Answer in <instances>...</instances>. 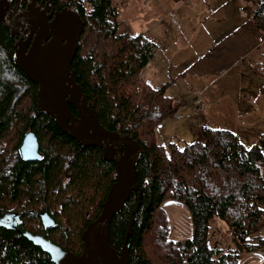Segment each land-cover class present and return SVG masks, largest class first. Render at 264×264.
<instances>
[{
    "label": "trees",
    "instance_id": "trees-1",
    "mask_svg": "<svg viewBox=\"0 0 264 264\" xmlns=\"http://www.w3.org/2000/svg\"><path fill=\"white\" fill-rule=\"evenodd\" d=\"M42 1L55 12L66 9L81 17L84 31L71 64L77 84L104 129L140 145L137 190L111 221L110 246L121 251L139 204L127 241L128 264H240L244 254L264 249V138L247 148L230 131L200 127L201 141L159 145L155 129L174 118L183 102L166 95L171 82L154 88L141 77L153 45L140 34L119 33L112 0ZM252 22L264 34V0H256ZM15 40L0 25V217L17 213L21 232L79 255L81 234L100 214L116 166L103 159L100 149L78 145L37 106V85L15 63ZM30 130L39 143V162L20 157ZM168 201L188 210L191 239H168L169 220L162 208ZM44 213L53 220L51 228L42 222ZM212 219L227 225L238 248L235 243L228 249L209 246ZM0 264L53 263L20 232L0 228Z\"/></svg>",
    "mask_w": 264,
    "mask_h": 264
},
{
    "label": "crops",
    "instance_id": "crops-1",
    "mask_svg": "<svg viewBox=\"0 0 264 264\" xmlns=\"http://www.w3.org/2000/svg\"><path fill=\"white\" fill-rule=\"evenodd\" d=\"M157 1L147 10L152 24L139 33L154 47L141 75L154 88L171 82L166 92L175 101L183 100L180 113L188 118L192 132L200 127L227 130L247 148L262 143L264 34L252 22L256 0ZM161 68L177 69L176 80L163 77ZM212 229L220 235L219 228L209 224V236ZM260 235L264 238V231ZM232 242L216 243L214 249H228ZM250 261L264 264L248 253L240 264Z\"/></svg>",
    "mask_w": 264,
    "mask_h": 264
},
{
    "label": "water",
    "instance_id": "water-1",
    "mask_svg": "<svg viewBox=\"0 0 264 264\" xmlns=\"http://www.w3.org/2000/svg\"><path fill=\"white\" fill-rule=\"evenodd\" d=\"M38 1L31 0L28 10L12 18L8 15L10 2L0 0L2 28L8 30L11 36H16L19 29H24V34L28 35L25 41L15 46L16 66L37 85V106L53 118L63 133L83 147L102 148L103 159L115 164L117 176L101 205L100 214L81 234L83 249L79 255L52 244L40 235L29 232H21V235L48 255L53 264H128L127 241L139 204L130 216L119 253L110 246L109 226L113 217L124 208L130 193L137 190L135 166L140 145L129 136L104 129L77 84L71 63L84 31L85 24L81 17L66 9L49 14V3L41 10L37 6ZM16 11L17 8L13 13ZM69 105L75 108L77 116L71 113ZM19 153L24 162L41 161L39 143L31 130L24 136ZM41 219L46 228L53 226V220L46 213L42 214ZM21 223L17 213L0 217V228L8 231H16ZM232 241L235 243L234 239ZM235 246L238 248V244L235 243Z\"/></svg>",
    "mask_w": 264,
    "mask_h": 264
},
{
    "label": "rangeland",
    "instance_id": "rangeland-1",
    "mask_svg": "<svg viewBox=\"0 0 264 264\" xmlns=\"http://www.w3.org/2000/svg\"><path fill=\"white\" fill-rule=\"evenodd\" d=\"M30 1L31 0L28 1V4ZM157 3V0H151L150 3L149 0H112V6L116 8L118 12L117 20L121 23V26L119 25L118 29L119 33H129L137 35L144 28L150 26L152 24V16H149L147 10L150 9L151 5H157ZM13 11L14 8L12 6V8L8 10V15L13 17V15L17 13H13ZM91 35L95 36L94 34ZM93 41V37L89 41L85 40L86 44H90ZM160 73H162L163 77H167L170 80L174 81L176 80L178 70L175 68H161ZM141 77L146 81L147 76L143 77L141 75ZM177 88L178 85H175L174 90H176ZM166 95L171 97L168 92H166ZM180 101L183 102V100ZM183 105L179 108L174 118L164 121L155 129L156 142L159 145L175 143L178 147H184L187 144L201 141V137L197 135V133L190 130L191 125L188 124V118H185L183 114L180 113V109L183 107ZM195 119L196 117L193 116V120ZM246 143L248 145H251L250 142ZM255 144L260 145L262 143L255 142ZM262 147L264 150V144H262ZM164 204L162 208L169 220L168 239L172 241L180 239L181 241L179 242L187 241L188 238L192 237L193 232L191 218L188 210L182 203L177 201H168ZM172 205H176V209L172 210ZM209 224L211 227L216 226L217 228H219L220 232V235L218 236L217 234H214L215 231L214 229H212V232L209 236V246L211 248L217 247L216 245L224 246L230 244L231 231L223 221L212 219L209 221ZM217 241L219 242L217 243ZM249 263H251V261L246 262V264Z\"/></svg>",
    "mask_w": 264,
    "mask_h": 264
},
{
    "label": "flooded vegetation",
    "instance_id": "flooded-vegetation-1",
    "mask_svg": "<svg viewBox=\"0 0 264 264\" xmlns=\"http://www.w3.org/2000/svg\"><path fill=\"white\" fill-rule=\"evenodd\" d=\"M7 2H10V8H12V6H13V8L15 9V8H17V13H15L14 15H13V17L12 18H14V16L15 15H18V13L19 12H25L26 10H28V6H29V4H28V1H19V2H16V0H14L13 2L10 0V1H7ZM25 2H27L26 3V6L25 7H23V3H25ZM41 2H43V3H41ZM46 3H49L48 5H47V9H48V12L47 13H54L55 11L54 10H52V9H50L49 7H51V4H50V2H45V1H42V0H39L38 2H37V6L38 7H41V10L43 9V8H45V6H46ZM47 16V15H46ZM52 20V17H51V19H50V21ZM49 21V22H50ZM23 30L24 29H19L18 30V32H17V35L16 36H12V37H14V39H16L15 41H16V43H15V45H14V48H15V46H16V44L17 43H21V42H23V41H25L26 39H27V36L28 35H25L24 34V32H23ZM11 34V33H10ZM33 41V38H32V40H31V42ZM31 42H30V44H31ZM30 44L28 45V47H27V49L30 47ZM43 44H45V43H43ZM76 55V54H75ZM75 57V56H74ZM74 60V59H73ZM73 62V61H72ZM72 64V63H71ZM69 106H71V105H69ZM71 107H73V106H71ZM74 108V107H73ZM70 109V108H69ZM74 110H75V108H74ZM71 111V110H70ZM72 113V112H71ZM73 114V113H72ZM74 116H77V111L75 110V114H73ZM76 142V141H75ZM77 143V142H76ZM78 145H80L82 148H90V147H92V146H89V147H83L81 144H79V143H77ZM95 148H98V149H100L101 150V153H102V157H103V150H102V148H99V147H95ZM115 149H117V147H115ZM39 151H40V148H39ZM41 153V152H40ZM118 155H119V153H117ZM42 155V154H41ZM42 160V159H41ZM36 162H39V161H36ZM117 176V175H116ZM70 180V176L68 175L65 179H64V181L62 182V185H66V183L68 182ZM65 182V183H64ZM21 219V218H20ZM22 224V223H21ZM19 226H21V225H17V229H16V231L17 232H20L21 233V231L18 229V227Z\"/></svg>",
    "mask_w": 264,
    "mask_h": 264
},
{
    "label": "built area",
    "instance_id": "built-area-1",
    "mask_svg": "<svg viewBox=\"0 0 264 264\" xmlns=\"http://www.w3.org/2000/svg\"><path fill=\"white\" fill-rule=\"evenodd\" d=\"M172 20H173V23L178 26L177 21L174 18H172ZM153 53H154V50H153ZM197 104H200V101H197ZM201 110H202V108H201ZM248 254L251 257L256 258V259H259L262 262H264V249L258 250L256 252H251V253H248Z\"/></svg>",
    "mask_w": 264,
    "mask_h": 264
}]
</instances>
